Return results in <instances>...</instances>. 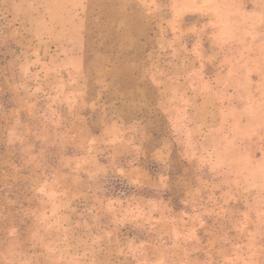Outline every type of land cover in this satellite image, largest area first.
Returning <instances> with one entry per match:
<instances>
[{
    "label": "rangeland",
    "instance_id": "rangeland-1",
    "mask_svg": "<svg viewBox=\"0 0 264 264\" xmlns=\"http://www.w3.org/2000/svg\"><path fill=\"white\" fill-rule=\"evenodd\" d=\"M0 264H264V0H0Z\"/></svg>",
    "mask_w": 264,
    "mask_h": 264
}]
</instances>
